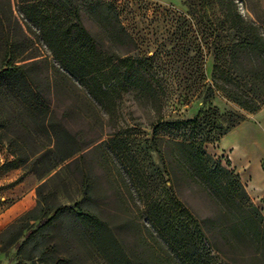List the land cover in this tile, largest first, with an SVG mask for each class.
Masks as SVG:
<instances>
[{
    "label": "trees",
    "instance_id": "trees-1",
    "mask_svg": "<svg viewBox=\"0 0 264 264\" xmlns=\"http://www.w3.org/2000/svg\"><path fill=\"white\" fill-rule=\"evenodd\" d=\"M216 1L233 32L230 48L239 75L264 86V33L254 21L238 12L234 0ZM16 2L21 19L14 15L11 0L0 3V144L12 156L7 168L28 167L24 139L11 133V128L17 132L32 131L51 144L48 150L54 161L49 164L50 169L36 171L34 165L30 170L23 168V173L37 172L40 179L83 150L84 145H77L81 132L70 129L51 108L55 94L70 96L74 101L70 109L79 117L95 120L104 112L116 120L118 100L123 93L134 91L148 99L161 118L159 92L153 78L144 71L142 58L131 53L134 38L121 23L113 3L83 1L86 14L94 17L108 37L111 48L106 50L82 24L76 0ZM39 40L49 55L32 51L34 41ZM118 48L124 51L119 52ZM241 58L250 63V70L241 69ZM212 78L213 85H207L204 93L207 105L191 118L170 122L186 128L187 137L166 139L164 147L154 148L167 180L173 183L174 173L190 180L216 209L204 218L203 226L193 218L187 221L184 214L188 210L173 196L150 189L151 173L139 163L132 146L116 136L109 137V145L120 161L129 165L123 167L124 172L142 198L150 228L138 233L134 248L127 249L109 221L92 210L90 204L73 203L71 210L108 264H264V215L249 197L238 174L203 147L206 141L218 140L243 121L242 115L229 110L220 112L210 102L214 89H224L225 84L235 82L237 77L214 66ZM257 91L264 93V87ZM236 92L247 107L254 105L245 92L240 89ZM8 108L15 111L12 119L7 115ZM82 157L80 154L66 166L78 164ZM77 169L85 195L92 180L82 167ZM47 185L48 179L40 182L35 205L0 230V252L15 249L17 261L12 264H38L36 258L42 260L40 264H66L65 257L50 254L49 246L42 245L45 231L64 206L48 202L52 190L43 193Z\"/></svg>",
    "mask_w": 264,
    "mask_h": 264
},
{
    "label": "rangeland",
    "instance_id": "rangeland-1",
    "mask_svg": "<svg viewBox=\"0 0 264 264\" xmlns=\"http://www.w3.org/2000/svg\"><path fill=\"white\" fill-rule=\"evenodd\" d=\"M2 0H0L1 3ZM79 4L81 22L109 50L111 45L107 35L102 33L93 16L85 12V0ZM114 4L121 23L134 38L135 46L130 51L138 54L143 61V69L153 78L160 95L161 118L151 102L134 91L123 93L117 102V119L109 118L104 112L95 120L77 116L70 108L74 101L70 96L55 94L51 108L56 116L72 130L81 132L77 145H84L82 151L50 170L43 178L37 172L23 173V168L36 171L50 169L54 161L49 152L51 144L36 133L13 128L11 133L24 139L26 163L28 167L7 168L12 156L4 144H0V230L24 211L32 208L37 199V185L48 179L43 193L52 190L48 202L61 204V214L53 225L45 231L42 245L66 259V264H108L85 232L82 222L70 206L82 201L103 219L109 221L115 234L124 241L127 249L136 245L138 233L150 228L144 212L142 198L136 193L113 148L109 137L116 136L126 141L136 151L139 163L151 173L149 187L156 193L173 196L188 211L187 221L195 219L204 225V218L214 211L204 192L190 180L174 173L167 180L162 162L155 145L165 146L166 139L186 138L189 131L176 127L170 122L193 117L200 108L207 105L204 93L207 85H213V67L220 68L228 75L237 77L228 82L224 89H214L210 102L220 112L234 111L243 116V121L218 140H208L203 144L207 153L232 169L240 178L251 200L264 215V93L261 85L254 84L239 75L232 61L231 38L233 32L223 18L216 0H103ZM238 12L247 20L254 21L264 33V0H234ZM14 15L21 19L16 0H11ZM123 52V48L117 49ZM32 51L49 55L42 41H34ZM242 70H250V63L241 58ZM237 89L245 92L254 105L247 107ZM10 118L15 111L8 108ZM223 138V139H222ZM222 139V140H221ZM237 150L242 158L251 159V168L237 169L230 158L229 148ZM224 147V148H223ZM227 147V148H225ZM83 154L78 164H66ZM258 161L257 169L254 167ZM36 159H38L37 162ZM129 163V162H128ZM77 167H82L91 177L88 192L83 195ZM258 178H257V177ZM21 177L20 180H17ZM259 179V183L253 179ZM126 219L129 222H126ZM126 222V223H125ZM34 221L33 225H36ZM152 241V240H151ZM17 261L14 248L0 252V264ZM40 264L42 260L36 258Z\"/></svg>",
    "mask_w": 264,
    "mask_h": 264
},
{
    "label": "crops",
    "instance_id": "crops-1",
    "mask_svg": "<svg viewBox=\"0 0 264 264\" xmlns=\"http://www.w3.org/2000/svg\"><path fill=\"white\" fill-rule=\"evenodd\" d=\"M224 137V136H223ZM223 139V138H222ZM221 139V140H222ZM228 148H229V152H230V158L232 159V162H233V164H234V166H236L237 167V169L239 168V169H243V168H247V170L249 171V172H251L250 171V168H251V159L249 158V157H245V158H242L241 157V155H239V154H237V150L235 149L234 151H232V147L229 145V146H227ZM227 147H225V148H227ZM224 148V147H223ZM259 159H260V157L257 159V163H256V165H255V167H254V170H256L257 169V166H258V161H259ZM257 177V176H256ZM258 178V177H257ZM253 181L254 182H256V183H259V179H253ZM261 190H264V184H262V188H261Z\"/></svg>",
    "mask_w": 264,
    "mask_h": 264
}]
</instances>
